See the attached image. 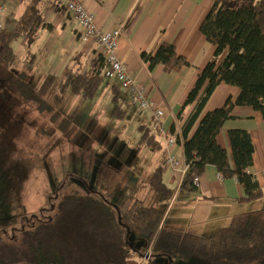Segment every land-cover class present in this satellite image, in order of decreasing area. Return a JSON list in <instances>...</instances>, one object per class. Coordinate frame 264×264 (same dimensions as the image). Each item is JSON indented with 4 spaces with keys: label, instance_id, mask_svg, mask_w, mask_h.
<instances>
[{
    "label": "trees",
    "instance_id": "obj_1",
    "mask_svg": "<svg viewBox=\"0 0 264 264\" xmlns=\"http://www.w3.org/2000/svg\"><path fill=\"white\" fill-rule=\"evenodd\" d=\"M42 4L43 0H30L16 27L8 34L0 31V61L10 74L17 64L13 44L25 38L30 47L37 38L43 24ZM200 30L215 47V53L201 70L184 105L183 110L193 109L176 138L184 148L187 166L181 189L194 191L197 188L194 177L203 175L208 166H214L222 178L238 180L245 200H256L262 195V188L250 172L255 153L251 134L241 129L229 131L234 167L218 137L225 123L233 118L237 106L251 107L264 119V0H214ZM34 58L29 51L23 61L25 71L17 74L18 80H12L11 88L17 89L25 101H36L41 110H54L58 116L62 113L57 106L66 95L80 96L78 109L96 96L106 79L105 62L99 59L87 71L70 69L62 80L45 74L31 85L27 77L33 70ZM141 59L149 64L151 71L158 65L167 72L190 66L176 46L168 42L162 43L155 53H142ZM222 83L240 89L237 100L229 98L222 107L206 112L209 100ZM55 88L49 101L47 96ZM111 92L113 114L123 119L128 113L123 105L129 97L122 93L119 82L111 84ZM138 130L142 132L141 145L156 152L161 150V141L158 134H153V128L140 125ZM175 131L173 126L168 136ZM164 165L165 160L149 179L156 198L173 196L163 181ZM56 199V207L50 210L52 216L30 227L13 229L14 236L8 237L5 231L0 234V264H136L132 258L134 248L127 242V228L132 233L137 227L149 230L147 244H152V258L198 257L213 264H249L264 259V209L236 215L228 227L211 236H198L166 228V213L157 206V199L146 203L134 191L116 204L97 192H71ZM152 258L148 264H153Z\"/></svg>",
    "mask_w": 264,
    "mask_h": 264
},
{
    "label": "crops",
    "instance_id": "obj_2",
    "mask_svg": "<svg viewBox=\"0 0 264 264\" xmlns=\"http://www.w3.org/2000/svg\"><path fill=\"white\" fill-rule=\"evenodd\" d=\"M29 1L0 0L1 31L8 34L16 27ZM79 1L94 15L99 28L121 30L118 47L121 62L145 89L147 97L164 111L160 129L170 135L172 127L176 126L172 136L177 138L193 109L189 107L183 110L187 97L201 70L215 53V47L207 42L200 30L214 0ZM67 4L68 0H43V24L37 38L30 47L25 38L13 44L17 71L22 70L29 51L35 55L31 71L33 80L45 74H52L62 80L70 69L84 72L97 64L98 45L95 40H83L81 29ZM164 42L175 45L179 55L185 57L190 66L167 72L162 65H158L152 71L149 70V64L142 61L141 54L155 53ZM110 80L109 86L118 84L117 80ZM109 86L104 88L107 93L111 89ZM239 94V88L220 84L209 100L206 112L222 107L229 98L236 101ZM126 105L125 100L123 107L126 108ZM129 105L132 107L131 103ZM139 115L140 119H148L147 124L140 125L154 129L152 110L140 111ZM234 129L246 130L251 134L255 153L250 172L258 179L262 195L256 200H245V192L238 180L222 178L214 166L206 168L200 176V185L194 191L182 190L181 169L173 170L165 164L163 181L173 191L169 215L164 220L166 228L181 233L211 236L221 228L228 227L236 215L264 209L263 116L251 107L237 106L233 118L223 126L218 141L229 153L232 167L234 162L229 131ZM158 139L162 146L160 151H155L154 169L164 162L165 140L159 136ZM174 153L178 160H185L182 145L178 144ZM156 197L154 193L153 199L159 200Z\"/></svg>",
    "mask_w": 264,
    "mask_h": 264
},
{
    "label": "rangeland",
    "instance_id": "obj_3",
    "mask_svg": "<svg viewBox=\"0 0 264 264\" xmlns=\"http://www.w3.org/2000/svg\"><path fill=\"white\" fill-rule=\"evenodd\" d=\"M20 72L14 69L10 74L0 61V234L5 231L9 237L13 229L52 216L56 197L71 192H97L116 204L134 191L138 199L153 201L155 192L149 179L155 170V150L140 144L142 132L138 130L148 119H140L139 112L130 107V99H126L128 113L123 119L113 114L110 79L78 109L80 96L66 95L57 106L62 113L58 116L54 110H41L36 101H25L11 88ZM33 79L29 74L31 85ZM55 90L47 96L49 101ZM172 197L157 200V206L165 210V220ZM43 209L47 210L41 214ZM148 239L147 228L132 230L129 242L134 245L136 264L145 263L142 255ZM152 263L213 264L198 257L161 256L153 257ZM249 264H264V259Z\"/></svg>",
    "mask_w": 264,
    "mask_h": 264
},
{
    "label": "built area",
    "instance_id": "obj_4",
    "mask_svg": "<svg viewBox=\"0 0 264 264\" xmlns=\"http://www.w3.org/2000/svg\"><path fill=\"white\" fill-rule=\"evenodd\" d=\"M67 5L81 29L83 40L89 41L92 39L96 41L98 45V61L99 59H103L105 62L104 76L108 79H115L120 83L122 93L129 97L132 106L141 112L147 110L153 111L152 122L155 125L154 132L165 140V149L163 151L165 164L173 170L181 169V176L184 177L187 166L185 160H178L175 156L174 149L178 146L176 138L168 136V133L159 127L160 121L164 116V111L158 108L147 97L145 89L138 84L129 68L121 62L118 56L119 40L122 35L121 30L99 28L95 23L94 15L90 14L79 0H68ZM193 184L196 187L200 185V176L194 177ZM152 255V244H147L146 251L142 255V258L145 260L144 264L149 263Z\"/></svg>",
    "mask_w": 264,
    "mask_h": 264
},
{
    "label": "water",
    "instance_id": "obj_5",
    "mask_svg": "<svg viewBox=\"0 0 264 264\" xmlns=\"http://www.w3.org/2000/svg\"><path fill=\"white\" fill-rule=\"evenodd\" d=\"M115 207H116L117 210H119L117 206H115ZM119 220H121V215H120V214H119ZM127 231H128V232H127V242L129 243L128 237H129L131 231H130L129 228H127ZM130 247H131V248H134V245H133V244H130Z\"/></svg>",
    "mask_w": 264,
    "mask_h": 264
}]
</instances>
